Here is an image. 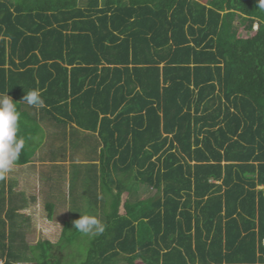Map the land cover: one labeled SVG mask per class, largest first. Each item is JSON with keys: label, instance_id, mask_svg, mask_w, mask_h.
<instances>
[{"label": "trees", "instance_id": "1", "mask_svg": "<svg viewBox=\"0 0 264 264\" xmlns=\"http://www.w3.org/2000/svg\"><path fill=\"white\" fill-rule=\"evenodd\" d=\"M81 1L0 0V94L18 104L25 141L15 164L36 158L49 121L63 139L90 136L98 160L73 178L83 188L58 243L26 242V204L0 181V264H70L56 250L83 236L65 235L82 213L106 230L74 264H264L257 0ZM32 89L43 108L21 100Z\"/></svg>", "mask_w": 264, "mask_h": 264}, {"label": "rangeland", "instance_id": "2", "mask_svg": "<svg viewBox=\"0 0 264 264\" xmlns=\"http://www.w3.org/2000/svg\"><path fill=\"white\" fill-rule=\"evenodd\" d=\"M203 2L207 3L209 0H202ZM256 28V24L254 26ZM253 31H247V28L244 24H242L239 27V34L242 36H247L249 34H252ZM88 156V155H87ZM85 159V158H84ZM67 167V164H64V168ZM29 170V169H28ZM26 168H24V172L22 169H18L14 166L13 170L8 174L7 177L11 178L10 182H16V185L18 187L17 191H13V197L17 198L19 202L20 198L22 202L27 204L26 207L23 209H19L18 216H16V219L21 222V225L19 226V229H22L24 231L25 240L28 244H35L40 239H49L52 242L58 243L60 240V236L62 233L63 224L65 221L72 220L73 217L71 215L70 206H72L74 203L73 199L71 198V191H78L74 189L75 185H78V182L73 181V178H67L63 175V168H60V171L57 172L50 170L51 172L58 173L57 177L49 178V182L52 185L51 191L48 192L49 187L48 183L46 181V184L44 180L41 179V174L48 175L50 172H46L45 168H41L37 174L32 176H27L25 180V183L21 184L22 177L24 173V177L28 171ZM35 171V170H34ZM67 172V170H66ZM36 173V172H35ZM35 177V178H34ZM34 178V179H33ZM43 178V176H42ZM74 182V183H73ZM83 186L80 187L82 189ZM262 188V186L258 187ZM155 193L154 189H150L147 191H143L141 193L142 196H149ZM31 196H34V198H38L35 201H31L32 199H29ZM90 196L87 194H83V198L79 201V204H81V207L88 210V199ZM47 202H53L56 204V210H55V216L50 219L48 216V211L46 210V203ZM59 207V208H58ZM58 208V209H57ZM96 211H94L95 213ZM100 214V212H98ZM3 217L4 213L1 214ZM6 218V217H5ZM10 225L7 222L6 223V230L9 231ZM69 232H66L65 235L72 234L74 229L70 227L68 229ZM92 239V236L84 235L80 238L74 241L72 244H67L65 242H62L61 246H68L67 249H63V251H57L56 253L58 256L62 257L65 263V257L66 261L68 260L70 264L76 263L78 261V251L83 250L84 253H82L84 256L86 255V251L90 246V241ZM82 249V250H81ZM23 261V260H22ZM4 260H2L0 263H3ZM23 264H36V261H23ZM66 264H68L66 262Z\"/></svg>", "mask_w": 264, "mask_h": 264}, {"label": "crops", "instance_id": "3", "mask_svg": "<svg viewBox=\"0 0 264 264\" xmlns=\"http://www.w3.org/2000/svg\"><path fill=\"white\" fill-rule=\"evenodd\" d=\"M86 1L87 0H82L81 3L85 4ZM42 126H43V131L36 136V139L38 140L39 146H40L37 150L36 158L28 164H24V165L15 164L14 165L16 168L22 169L23 172H24V168H26L27 170L29 169L25 177L23 173L21 184L25 183V180L28 179L26 178L27 176H32L34 174L36 175L37 172L41 168H45L46 169L45 173L47 172H50V173L48 175L41 174L40 176H41L42 181L44 180L45 184L47 181L48 186L46 188L49 187V190H48L49 192L52 189V185L50 184L49 179L47 177L53 178L55 175H56L55 177H57L58 173L57 174L55 173L57 172V169L58 171H60V168H63L64 169L63 175L66 176L68 179L69 178L71 179V178H75V176L77 175V171L84 172L85 169L87 168V164L92 163V162H98V160H95L96 154L91 151V143L89 141V139L91 138L90 136H85L84 133L77 132L74 135L75 136L74 139H77V138L78 139L72 142L73 137L70 136V133H69L68 139H63L62 137H60L58 135L60 131H58L57 134L55 133L57 131V128L53 125V122H50V121L46 122V125L43 124ZM70 129H71L70 126H68L69 131ZM64 164H67L66 168H64ZM51 169L55 172H51L50 171ZM10 180L11 178L7 177L6 179L7 189H9L10 187L13 191L14 190L17 191L18 184L16 185V182L15 183L12 181L10 182ZM79 184L81 185V181H79ZM80 185L77 189L78 191L74 192L75 196L76 197L78 196V199H80L79 198L80 192H81ZM262 186L264 187V185ZM13 191H12V194H13ZM7 192L9 194V192L11 191L9 190ZM29 199H32L31 201L37 200L38 202V198L36 197L34 198V196H31L30 198H28V200ZM20 201H21V198H20ZM54 205H55L54 208L56 210L57 206L56 204ZM26 206L27 204L24 207ZM24 207H20V208L23 209ZM72 208L73 206H70V210H72ZM75 210H74V216H78V213H75ZM18 213L20 212L18 211ZM54 216H55V213H54Z\"/></svg>", "mask_w": 264, "mask_h": 264}, {"label": "clouds", "instance_id": "4", "mask_svg": "<svg viewBox=\"0 0 264 264\" xmlns=\"http://www.w3.org/2000/svg\"><path fill=\"white\" fill-rule=\"evenodd\" d=\"M257 7L264 11V0H257ZM21 100L29 106L37 108L45 106V100L37 89L26 91ZM19 121L20 112L16 101L8 95V92L0 94V181L7 179L25 147V141L18 135ZM262 188L264 187L262 186ZM72 227L89 236H99L106 230V225L97 216L84 213L74 220Z\"/></svg>", "mask_w": 264, "mask_h": 264}, {"label": "built area", "instance_id": "5", "mask_svg": "<svg viewBox=\"0 0 264 264\" xmlns=\"http://www.w3.org/2000/svg\"><path fill=\"white\" fill-rule=\"evenodd\" d=\"M262 244L264 245V238L262 239Z\"/></svg>", "mask_w": 264, "mask_h": 264}]
</instances>
